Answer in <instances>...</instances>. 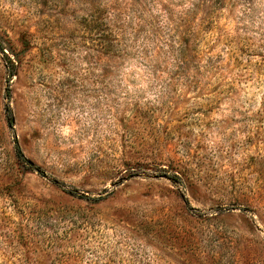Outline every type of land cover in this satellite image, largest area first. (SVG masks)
<instances>
[{"label": "rangeland", "instance_id": "obj_1", "mask_svg": "<svg viewBox=\"0 0 264 264\" xmlns=\"http://www.w3.org/2000/svg\"><path fill=\"white\" fill-rule=\"evenodd\" d=\"M0 264H264V0H0Z\"/></svg>", "mask_w": 264, "mask_h": 264}, {"label": "trees", "instance_id": "obj_2", "mask_svg": "<svg viewBox=\"0 0 264 264\" xmlns=\"http://www.w3.org/2000/svg\"><path fill=\"white\" fill-rule=\"evenodd\" d=\"M17 150H18V152H17L18 158L20 160H23V161L27 162L26 159H25V156H24L23 152L20 150V147L19 146L17 147Z\"/></svg>", "mask_w": 264, "mask_h": 264}]
</instances>
